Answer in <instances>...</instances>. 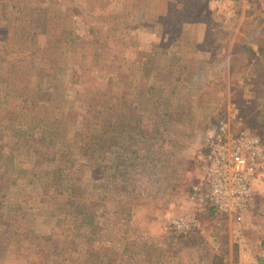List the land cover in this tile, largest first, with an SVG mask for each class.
I'll return each instance as SVG.
<instances>
[{
    "label": "rangeland",
    "instance_id": "rangeland-1",
    "mask_svg": "<svg viewBox=\"0 0 264 264\" xmlns=\"http://www.w3.org/2000/svg\"><path fill=\"white\" fill-rule=\"evenodd\" d=\"M246 1L0 0V264H254L244 219L191 203L208 132L264 142Z\"/></svg>",
    "mask_w": 264,
    "mask_h": 264
},
{
    "label": "built area",
    "instance_id": "built-area-1",
    "mask_svg": "<svg viewBox=\"0 0 264 264\" xmlns=\"http://www.w3.org/2000/svg\"><path fill=\"white\" fill-rule=\"evenodd\" d=\"M204 145L197 152L203 174V186L192 188L191 203L202 210L205 205L228 214H236L251 205V180L256 175L260 160L264 162V142L248 130L228 135L225 122L208 132ZM176 228L186 227L174 219Z\"/></svg>",
    "mask_w": 264,
    "mask_h": 264
},
{
    "label": "crops",
    "instance_id": "crops-1",
    "mask_svg": "<svg viewBox=\"0 0 264 264\" xmlns=\"http://www.w3.org/2000/svg\"><path fill=\"white\" fill-rule=\"evenodd\" d=\"M209 5H214V6H220L223 3L226 5L228 3V0H206ZM243 1L242 5L246 6L247 1L246 0H241ZM186 24H189L191 34L193 35V38H196L199 36L198 34V20L191 18L190 20H187L185 22ZM186 32H183V34ZM182 34V35H183ZM181 37H187V36H182ZM222 53L226 52V49L221 50ZM230 53V49H229ZM203 175V174H202ZM264 178H257L256 182L255 180L252 181L251 186L253 190V196H254V204L251 203L250 207L247 209L242 210L241 212H238L236 214H228V213H223L221 211L216 210L214 207H210L212 211H216L218 213L228 215L229 217H239V219H244V222H242V225L239 226L240 228L246 227L244 229H247L249 231L250 235H253L251 232L258 233L256 235V240L249 242L247 245H253V242L257 243L258 245L256 246L257 249H260L259 254H257V251H255L256 255L251 256V261L255 260L253 263L254 264H264ZM255 181V182H254ZM201 182H202V177H201ZM198 209V208H197ZM209 210V208L207 209ZM232 215V216H231ZM255 238V237H252ZM246 245V246H247ZM238 253V252H237ZM239 254V253H238ZM243 255H241L242 257ZM246 258H240L239 263L245 262ZM248 261V260H247ZM246 261V262H247Z\"/></svg>",
    "mask_w": 264,
    "mask_h": 264
}]
</instances>
